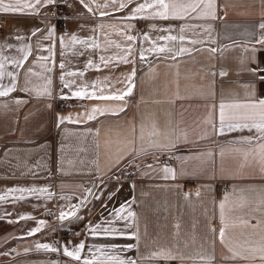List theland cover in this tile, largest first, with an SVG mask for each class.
<instances>
[{
  "label": "crops",
  "instance_id": "0c3cea01",
  "mask_svg": "<svg viewBox=\"0 0 264 264\" xmlns=\"http://www.w3.org/2000/svg\"><path fill=\"white\" fill-rule=\"evenodd\" d=\"M60 1L70 15L67 32L57 28L52 18L39 16L40 12L47 10L48 5L40 6L35 15L0 13V43L14 45L11 49L5 47L3 55L20 58L22 53L18 50L23 43L33 46V55L25 61L24 66L15 68L11 63H5V72H16L18 76L17 90L0 97V195L8 188L48 189V192H25L22 194L23 199L18 198L21 193L17 192L0 201V264H83V259L77 262L62 252L63 246L72 248L81 241L86 246L81 253L82 258H91L93 254L99 256L97 249L102 245L122 246L131 243L138 247L127 252L117 250L111 254L132 257L139 264H202L197 258L200 253L214 255L215 264H252V261L240 258L235 261L221 259L223 255L231 253L220 242L219 230L223 226L220 203L224 201L225 221L229 225L226 239L236 245L247 241L245 247H259L262 243L264 215L252 209L257 207L256 198L264 194V173L260 171L258 158L254 160L249 156L245 161L243 151L253 145L242 141V137L254 136L256 133L254 129H236L218 134V106L222 101L227 103L243 97L244 90L238 85L249 81L256 83L258 96L264 94V85L250 74L242 72L239 63L240 58L253 55L251 49L255 46L256 61L264 66V46L256 43L264 35L258 28L264 22V0H217V14L223 19L186 21L211 24V37L197 29L199 35L186 32L187 39L183 42L158 40V37L168 33L154 30L149 25L154 23L157 29H163L171 24V34L177 35L179 25L185 21H121L120 17L129 14L128 9L117 12L109 6L107 11L110 15L100 16L106 0H86L93 8L92 13H88L78 0ZM136 2L142 3L144 0ZM224 5H227L226 9ZM134 6L135 3L129 8ZM126 23L134 25L127 30L128 34L138 36L132 42L131 59L134 62L105 67L100 56L115 57L122 54L121 49L109 45L107 41H117L126 46L124 37L117 34ZM100 24L104 25L103 29L99 28ZM46 25L55 26L52 41L43 39L42 33L30 35V29L46 31ZM93 29L96 31L93 32ZM143 32L149 33L151 40H157L160 46L173 48V52L157 56L156 53L145 51L146 59L142 61L139 50L152 46L151 41H144L138 35ZM71 34L89 43L90 38H94L99 47L62 46L58 38L62 35L70 37ZM16 35L25 39L18 41ZM191 39L204 40V44L192 45ZM51 42H55L54 55L48 62L52 68V95L41 97L35 92L21 91L28 67L41 73L40 76L28 77L31 81L29 87H43L44 69L41 64L44 62L38 57L49 55L46 49ZM64 43L69 44V40L66 38ZM180 47L202 50L178 55L176 50ZM210 48H216L217 52L213 54L206 50ZM74 51L84 54L73 55ZM173 56L175 59L171 58ZM89 59L99 64V69L87 67ZM62 61L66 64L65 72H83L82 77L73 78L77 84H87L91 91L93 82H96L97 89H105L104 95L123 88V84L115 81L117 78L123 79L122 74H129L135 68L132 94L126 96L125 101L62 98V92H69V89L63 88L60 80L59 64ZM255 66V62L249 64V67ZM222 70L228 75L221 77L219 72ZM105 78H109L111 83ZM10 81L11 77L5 75L0 79V85L10 86ZM17 98L27 102L17 105L13 102ZM125 102L127 106L123 112L115 115L110 112L97 114L93 120L81 116L80 122H73L78 119L77 114L90 110L93 105L115 109L122 107ZM209 113L216 124V131L205 123ZM60 116H71L72 119L60 123ZM153 122L162 134H171L175 147L167 150L148 148L142 156H133L129 148L117 163L127 140L133 138V125L136 128L135 136L138 137L141 124L150 126ZM181 132L187 135H180ZM176 135H180L178 140L174 138ZM135 147L139 149V139H136ZM209 152L211 156L201 155ZM149 164L153 168L149 169ZM165 166L176 170L175 179L164 178L162 169ZM124 173L132 179L93 182L96 177H120ZM89 188L92 189L91 194L86 191ZM110 193L116 195L109 199ZM85 196L88 203L80 207V200ZM96 196L101 198L97 200ZM241 196L252 199L251 204L243 210L238 207ZM126 203L131 204L129 210L136 214L130 230L138 232V240L103 233L104 228L124 226V221L114 219L109 213ZM71 205L78 206L77 215L82 219L69 217L63 220L62 228L70 229L72 233L62 236L59 243L55 244L50 239L55 234L54 222L43 210L54 211L58 217L61 209L70 211ZM21 216L26 218L20 219ZM240 218H247L251 225L258 226L255 229L246 228L239 223ZM40 220L47 223L39 232L28 235ZM96 224L101 225V231L93 236L89 228ZM38 243L50 244L61 251L37 249L35 246ZM162 247L192 258L171 261L141 259ZM255 264H260L258 254Z\"/></svg>",
  "mask_w": 264,
  "mask_h": 264
},
{
  "label": "snow or ice",
  "instance_id": "6c2138e0",
  "mask_svg": "<svg viewBox=\"0 0 264 264\" xmlns=\"http://www.w3.org/2000/svg\"><path fill=\"white\" fill-rule=\"evenodd\" d=\"M94 2V0H93ZM56 3V0H0V13L3 14H21V15H35L37 13V10L40 6H46V5H53ZM78 3L83 6L84 9L87 10L88 13L93 12V8L90 6L89 3L86 2V0H78ZM135 3L134 7L129 8V5ZM109 6L113 7L115 11L119 12L122 9H128L129 14L120 17L121 21H130L132 19H149V20H162V21H168V20H177V21H185V23H181L179 25V32L177 35H172L173 26L171 24L167 25L163 29H157L156 24H150L149 27L158 30L163 31L165 33H168L167 35H163L158 37V40H166L169 42H176L177 40L183 42L187 39L185 33L186 32H193L195 35H199L197 32V29L206 32L209 37H211V32L213 30V26L211 24H200V23H187L186 21L190 20H202V21H208V20H216V19H223V17H218V3L217 0H144V2H136V0H106L104 3L103 11L100 12V16H109L110 13L107 11ZM97 7H101L100 5H97ZM225 9L227 5H224ZM226 15V12H225ZM134 27L131 23H126L124 28L118 31V35H122L124 37V40L126 42V46H122L121 43L113 40H108L107 43L109 45H115L117 49H121L122 54H117L115 57L109 56H100L101 63L108 67L110 65H119L121 63L127 64L130 62H134L131 57L133 56V44L132 42H135L138 39L137 35H131L128 34L127 30H130ZM99 28L103 29L104 25L100 24ZM258 28L264 32V22H261L258 25ZM55 26H47L46 25V31L44 29H30V35L36 36L37 33L43 34V39L52 41V37L54 35ZM93 32L96 30L93 29ZM107 36V34H105ZM142 37L144 41H151L152 46L148 49H140L139 50V57L143 61L146 59L144 53L145 51L156 53L157 56H159L162 53H172L173 48L166 47V46H160L157 42V40H151V37L149 33L143 32L141 34H138ZM69 40V44H65V39ZM15 39L18 41H23L25 37L16 35ZM91 43L88 42V40H82L78 38L76 34H71L70 37L66 36H60L58 38L59 43L64 47H69L71 45H86L87 48L90 49H96L99 47V45L95 42L94 38H90ZM190 43L192 45L196 44H204V40L201 39H191ZM213 43L215 41L213 40ZM257 44H260L264 46V35H261L257 40ZM13 48L14 45L12 43H0V79H2L5 75L11 77L10 86H3L0 85V97L8 96L10 93L17 90V76L18 73L16 72H5V63H11L15 66V68H20L24 66L25 61H28L29 57L33 55V46L30 43H23L20 49L18 50L20 53H22V56L20 58L16 57H9L7 55H3V49L4 48ZM39 41L37 42V48H39ZM54 47L55 42H51L49 44V47L46 49V51L49 53V55H41L38 57V60L43 61L44 63L41 64V67L44 69V85L42 88L40 87H29L31 81L28 79L29 76L35 75L40 76L41 73L34 72L31 67H28L25 72V84L23 87L20 88L23 92L32 93L35 92L37 96H51V90L50 85L52 84V78L50 73L52 72V68L48 66V62L50 61L51 57L54 55ZM202 49H195V48H188V47H180L176 50L178 55L182 54H190L193 51H201ZM210 53H216V48H210L206 49ZM248 49L245 48V52H247ZM251 52L253 55L251 56H245L240 58L239 63L241 65V71L250 74L251 76L255 77L257 81H259L260 84L264 85V66H261V64L256 61L255 52L256 48L255 46L252 47ZM83 52H73V55H83ZM61 55L63 56L64 53L61 52ZM172 59H175V57H171ZM255 62V67H249V64ZM54 63V61H53ZM87 67H95L99 69L100 65L95 64L93 60L89 59L87 61ZM59 68L61 69V75L60 80L63 82V88L69 89L68 93H61L62 98L65 99H71V98H78V99H97V100H116V101H125L126 96H130L133 91L134 83L133 78L136 76V70L133 68L131 73L129 74H122L124 77L123 79L117 78L115 83L123 84L124 87L121 89H115L112 91L109 95H104V88L97 89L96 82H93L92 90H89V85L87 84H77L76 80L73 79L76 76H83V72H76V71H68L65 72L64 69L66 68V64L64 61H62L59 64ZM212 75H216V73H212ZM219 75L221 77L227 76L228 73L225 71H220ZM68 77L69 79H66ZM106 81H109V78H105ZM109 83H111L109 81ZM238 87L242 88L244 90L243 97H238L233 99L230 102H221L218 106V121H219V128H218V134H222L225 130L227 131H233L236 129H254L256 135L242 137V141L253 145L250 149L247 151H243V156L245 161L248 160L249 156H252L253 159H257L260 164V171L264 173V94L257 95L256 94V83L253 81H249L244 84L238 85ZM73 88L75 90H73ZM15 104L20 105L23 103H26L27 101L17 98L13 101ZM127 104H125L122 107L119 108H110V107H101L99 105H93L90 110H86L82 114H77L78 119L73 122H80L79 117L86 116L88 120L96 119L97 114L104 115L105 113H112L113 115L117 114L118 112H123L124 107H126ZM3 107H7V105H4ZM215 108V106H213ZM71 116H60L58 117V120L60 123H63L65 120H71ZM205 123L209 124L213 131H216V124L213 122L212 114L209 113V116L206 118ZM174 131V130H173ZM132 133L133 138L127 140V143L124 146L123 151H121L118 155L117 163H119V159L123 157L124 151H127L129 148H131V154L133 156L137 155H144L146 154L148 148L157 149V150H167L169 148H174L175 144L172 142L171 134H162L159 130V128L156 126V124L153 122L150 126L141 124L139 136L136 137V128L135 125L132 127ZM180 135L186 136L187 133L181 132ZM180 135H176L174 138L178 140L180 138ZM163 136V140L161 137ZM204 138V137H201ZM136 139H139L140 141V147L137 149L135 147L136 145ZM147 145V147H145ZM237 151H242L240 149H237ZM201 155H208L211 156L212 153H206ZM221 156H223V150L221 151ZM149 169L153 168L151 164L147 165ZM164 173L165 179H175L176 177V170L165 166L162 169ZM134 187V185H133ZM48 192L47 188H8L3 195H0V201L6 200L8 196L12 195L13 193H21V196L18 197L19 199H23V193L29 192V193H35V192ZM88 193H92V189H86ZM51 194H49L50 196ZM116 193H110L109 199H112L113 196H115ZM186 196L188 194H185ZM197 196L200 195L199 192L196 193ZM97 200H99L101 197L96 196ZM227 195L225 196V200H227ZM257 207L252 209V211L260 212L261 215H264V194L259 195L258 198ZM240 203L238 207L243 210L245 207H248L252 199L246 198V197H239ZM88 203V198L85 196L82 200H80V207L86 206ZM106 207V205L104 206ZM70 211H65L61 209L59 211V215L57 217L58 220H66L69 217H75L76 219H82V217L77 215L78 212V206L77 205H71ZM130 203L121 204L118 208H114L112 212L109 213V216L114 217L116 220H122L124 221V226L122 228H115V227H108L103 229V233L105 235L110 236H119V237H127L130 239H139V235L137 231H131L130 229L133 227L131 221L135 219V213L131 210ZM224 208H225V202L221 201L220 203V217L221 221L223 222V226L219 230V239L222 244L226 248H228V251L231 253V255H223L221 257L222 260L225 261H235L236 259H244V260H250L252 261V264H255V261L258 258L260 261V264H264V234L261 235V241L259 247H245V244L248 242L245 241V244H239L236 245L232 241H229L226 239V230L228 229L229 225L225 221V215H224ZM26 217L21 216L20 219H25ZM13 221H9V223H12ZM47 222L44 220H40L37 222V226L31 229L27 234L33 235L36 232H39L41 230V227H43ZM239 223L244 227H250L252 229H255L258 225H251L249 223V219L247 218H240ZM260 222L258 221V224ZM101 231V225L96 224L89 228V232L91 235L95 236L99 234ZM212 231H215L214 229ZM37 249H44V250H50L52 252L61 251V249H58L56 247H53L50 244L47 243H38L35 246ZM85 243L81 241L79 244L74 245L72 248H69L67 245L63 246L62 252L66 257L71 258L74 261H81L83 259V264H139V261L137 259H134L132 257L127 256H121L119 254H111L114 252H117V250L127 252L128 250H131L133 248L138 247L136 244H126V245H102L100 248L97 249L99 251L100 255L97 256L95 254L92 255L91 258L84 256L82 258L81 253L85 250ZM105 249L109 251H105ZM25 251H29V249H25ZM101 257H104L105 259H101ZM192 257H186L183 255L178 254L171 248H159L157 251L151 252L150 256L145 258L141 257L142 260L144 259H159V260H165V261H171V260H183V259H191ZM197 258L202 262V264H215V256L214 255H205V254H197Z\"/></svg>",
  "mask_w": 264,
  "mask_h": 264
},
{
  "label": "built area",
  "instance_id": "2783aa9c",
  "mask_svg": "<svg viewBox=\"0 0 264 264\" xmlns=\"http://www.w3.org/2000/svg\"><path fill=\"white\" fill-rule=\"evenodd\" d=\"M39 16L52 18L55 24L57 25V28L61 29L64 32H67L69 30V25L67 24V20L70 17V15L67 13L65 6L62 4L60 0H56V3L53 5H48L47 10L40 12ZM0 24H1V20H0ZM108 179L131 180L132 177L129 174L124 173L120 177H116V176L96 177L93 178V182L97 184ZM43 213L54 222L55 234L51 235L50 239L55 244L59 243V240L62 236L72 233V230L70 229L64 230L62 228L63 221L57 219L56 212L51 211L49 209H44Z\"/></svg>",
  "mask_w": 264,
  "mask_h": 264
},
{
  "label": "rangeland",
  "instance_id": "374dc122",
  "mask_svg": "<svg viewBox=\"0 0 264 264\" xmlns=\"http://www.w3.org/2000/svg\"><path fill=\"white\" fill-rule=\"evenodd\" d=\"M67 235V234H66Z\"/></svg>",
  "mask_w": 264,
  "mask_h": 264
}]
</instances>
